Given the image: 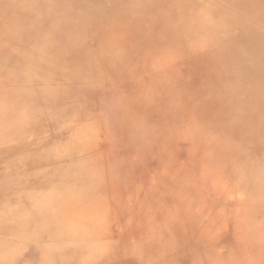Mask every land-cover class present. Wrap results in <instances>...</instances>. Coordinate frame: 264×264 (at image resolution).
I'll return each instance as SVG.
<instances>
[{
  "label": "rangeland",
  "instance_id": "obj_1",
  "mask_svg": "<svg viewBox=\"0 0 264 264\" xmlns=\"http://www.w3.org/2000/svg\"><path fill=\"white\" fill-rule=\"evenodd\" d=\"M6 6L26 28L20 38L0 36V130H37L12 96L20 80L5 76L28 65L50 102L24 94L44 118L26 140L49 138L53 148L57 138L66 146L57 154L68 153L89 129V103L108 147H120L119 131L146 127L153 152L124 144L125 195H111L124 247L84 231L70 248L57 228V243L38 251L41 264H264V0H0V17ZM72 30L90 34L77 63L59 42ZM109 157L106 166L116 167Z\"/></svg>",
  "mask_w": 264,
  "mask_h": 264
},
{
  "label": "bare ground",
  "instance_id": "obj_2",
  "mask_svg": "<svg viewBox=\"0 0 264 264\" xmlns=\"http://www.w3.org/2000/svg\"><path fill=\"white\" fill-rule=\"evenodd\" d=\"M11 10L6 6L2 11L0 36L10 37L15 31H18L20 38L25 32L26 22L17 19ZM13 23H16L15 28H13ZM59 37V42L62 45L61 50L75 59L76 63L79 61V55H85V51L89 50V48L84 50V44L90 39V34L87 32L72 30L67 35L65 32L61 33ZM10 41L4 43L9 44ZM17 44L15 43L14 47ZM64 45L66 46L64 47ZM3 53L4 50L1 51L0 58L3 57ZM116 59L118 58H114L113 61ZM3 60L2 63H4ZM91 62L92 58L88 56L83 59L80 65L83 66V63L90 64ZM94 65L95 70L106 72L104 70L106 64L99 67L94 62ZM121 67L114 62L109 66L115 71H119ZM30 70L27 65L24 70H12L15 72L14 74L7 73L5 76L20 80V83L16 84L11 91L12 96L14 98L15 96L22 97V99L15 101L17 108L25 110L29 116H35L37 119L32 120L30 125L32 129L40 130L39 124L44 122L43 111L40 112L31 107L30 97L25 96L27 99H24V94L28 91H35L34 99L41 105L48 104L50 98L43 83L39 82V79L34 77ZM98 88L103 91L101 88L105 87ZM52 89L57 95V87H52ZM136 89L139 93L143 90L138 89V86ZM147 91L151 94L150 90L147 89ZM132 94L134 95V93ZM101 102L102 100L96 98L93 100L92 98L91 104L96 107L101 105ZM55 104L57 108V102ZM89 108L88 103L86 107L88 113L84 112V115L89 118V129L83 132L84 138L82 134L76 138L73 136L77 142L76 147L63 155H58L57 149L58 146H66L59 145L57 138L54 140L53 148L48 147L51 145L49 138L38 137L39 139L35 140L24 138V136L29 137L27 135H37L40 131L34 130L35 134H30L31 129L23 128L11 136L12 131L9 129L8 131L0 130V136H3L0 138V231L15 233V236L10 239L0 236V263L3 261L10 264H41L42 256L38 251L45 253L49 248L48 246L51 245L50 243H53L52 241L57 243V228H61L62 241L60 245H68L67 247L70 248L76 244V237L84 231L87 232L88 238H98L103 246L105 243L109 244L110 247L113 242H110L109 239L113 238L117 240L118 246L116 247H124L121 241L126 235L123 232L125 230L119 229L118 222H116L118 219L115 218L117 214H113L116 212V204H119L120 200L118 202L112 200L111 195L116 193L119 195V199L120 196L125 195L121 189L123 180L117 171L118 169L121 170L125 160L127 161L125 153L130 154L126 149L127 144L130 149H133V145L137 146L142 143L144 148L141 151L140 146H138V153L147 154L149 152L150 155L153 154L149 140L146 141L149 132L146 127L137 131L132 129L131 134L119 131V134L124 133L120 134L118 138L122 141L120 147H118L119 143L117 147L113 148V145L108 147V139L101 138V135L97 134L100 125L98 128L97 126L100 123L94 121L95 119L89 114ZM106 115H103L104 119L110 116L109 113ZM17 117L18 120L22 118V116ZM10 120H7V123L10 124ZM111 120H115L113 115H111ZM0 126L3 124L0 123ZM262 129L264 131L263 127ZM49 132L50 134L53 133V131ZM249 132L257 137L258 132L256 130L252 131L249 128L245 130V134L248 136ZM65 138V140L71 141V134L65 135ZM257 142L254 140L253 144ZM125 143L126 145H124ZM79 152H81L80 156ZM108 156L117 161L116 167L110 166L108 168V165L106 166L105 159ZM73 157L78 158L80 162L71 159ZM9 161H17L22 166L16 170H10ZM130 170V168L127 169V171ZM250 170L249 172L252 171ZM111 176L117 179L118 185L108 181ZM22 214L24 215V220L21 218L23 224H19L18 222L21 220L19 218ZM112 215L116 221L112 220ZM52 248L53 254L58 253V251L55 252L56 247ZM63 251H65L64 248ZM55 256L57 259V255Z\"/></svg>",
  "mask_w": 264,
  "mask_h": 264
},
{
  "label": "crops",
  "instance_id": "obj_3",
  "mask_svg": "<svg viewBox=\"0 0 264 264\" xmlns=\"http://www.w3.org/2000/svg\"><path fill=\"white\" fill-rule=\"evenodd\" d=\"M12 230V229H11ZM0 232H2V233H5L4 235H0V236H2V237H4V238H12L13 237V235L11 234L12 233V231L11 232H8V231H6V232H4V231H0ZM0 264H10V263H8V262H1Z\"/></svg>",
  "mask_w": 264,
  "mask_h": 264
}]
</instances>
